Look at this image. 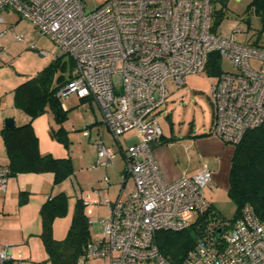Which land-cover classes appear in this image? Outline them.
I'll return each mask as SVG.
<instances>
[{
	"label": "built area",
	"instance_id": "2783aa9c",
	"mask_svg": "<svg viewBox=\"0 0 264 264\" xmlns=\"http://www.w3.org/2000/svg\"><path fill=\"white\" fill-rule=\"evenodd\" d=\"M216 1L224 0H106L86 12L81 0H0V24L4 10L14 12L52 42L54 58L67 56L73 63L70 79L54 94L58 101L71 95L90 100L115 142L126 132L136 134L123 153L132 182L129 196L105 201L102 230L85 244L77 264L90 259L171 264L159 254L157 233L181 231L207 213L210 203L203 190L212 172L201 168L166 183L152 149L162 137L156 111L169 86L181 87L187 75L205 71L209 55L227 58L236 68L211 86L212 134L235 146L245 132L264 123V48L247 43L239 25L224 26V19L216 23ZM7 35L24 42L13 26L0 31V40ZM93 147L96 158L89 168L110 166L115 150L101 141ZM9 174L7 166H0V193ZM252 213L243 209L219 236L209 227L178 264H264V219ZM10 247L0 248V264L13 261Z\"/></svg>",
	"mask_w": 264,
	"mask_h": 264
},
{
	"label": "trees",
	"instance_id": "16d2710c",
	"mask_svg": "<svg viewBox=\"0 0 264 264\" xmlns=\"http://www.w3.org/2000/svg\"><path fill=\"white\" fill-rule=\"evenodd\" d=\"M250 6L260 20L257 39L252 45L264 48L259 42L264 36V0H252ZM220 10L216 15V23L224 18ZM63 56L49 62L36 74L18 85L13 90V105L16 110L27 116L29 121L19 127L1 131V139L8 159L10 176L17 174L51 173L53 185H58L73 175L72 161L69 157L57 158L50 154L41 155L39 140L35 136L33 120L50 110L54 114L56 124L65 120L61 104L55 98V92L71 77L73 63L62 61ZM68 68V70H67ZM205 71L209 76H220L219 57L216 53L209 55ZM57 72H60L56 75ZM66 72L67 74H63ZM91 103L90 100H81ZM65 130L59 128L53 133L55 140L67 147ZM207 135V134H203ZM230 161L227 199L233 203L235 210L231 219L225 221L217 208L210 203L207 213L197 218L188 227L178 232L161 231L156 235V244L164 258L171 264H178L190 252L198 238L205 235L209 227H215V235L228 231L233 223L241 217L243 209L250 208L254 216L264 219V123L248 130L239 143L234 146ZM22 198V194L20 196ZM20 199V198H19ZM23 204L22 199L20 203ZM67 197L58 193L41 206L39 218L41 232L38 234L44 247L49 264H77L79 256L90 240L91 233L88 220L84 214V205L77 200L73 207L70 227L62 240L52 236V220L66 212ZM218 230H221L220 233ZM6 261L3 264H18L19 260Z\"/></svg>",
	"mask_w": 264,
	"mask_h": 264
},
{
	"label": "rangeland",
	"instance_id": "374dc122",
	"mask_svg": "<svg viewBox=\"0 0 264 264\" xmlns=\"http://www.w3.org/2000/svg\"><path fill=\"white\" fill-rule=\"evenodd\" d=\"M81 1L85 5V11L90 12L102 5L106 0ZM251 1L252 0L216 1L214 6L216 9L224 12V26L230 27L233 24L240 26L243 36L249 40L247 43H252L257 39L256 34L260 28V20L254 13L253 7L250 6ZM2 14L1 16H3L4 23L0 24V31L9 29L12 26L17 27L18 24H21L19 28L23 30L24 23L27 24L26 30L30 29V27H28L30 26L28 25L29 22L21 19L14 12L4 10ZM17 30L20 33H24L19 29ZM38 34L36 33L33 38L34 47L19 45L11 40V35H7L4 39L0 40V61L2 60V63L0 62V99L2 98V100H0V125H2L5 118H8L11 112L10 107L6 106L10 97H8V100L5 98L7 91H9L6 87L9 84L14 85L15 83H19L18 81L20 79L21 82L24 81L28 77L27 75H34L40 71L44 65L55 60L53 58L55 52L54 45L47 37L41 36L40 33ZM259 42L264 44V36H262ZM41 51H44L47 55H41ZM2 52L6 54L9 53V55H7L8 59ZM61 60L68 61L69 58L63 56ZM250 64L253 68H256L258 65L257 62L253 60L250 61ZM233 66L234 65L229 59L219 57V68L222 73L236 72V68ZM58 73L60 72H57L56 75ZM63 74L65 75L67 73L64 72ZM217 78L218 76H209L206 71H203L199 74L187 75L183 81L184 85L178 89H175L176 87L173 85L169 86L165 103L156 111V113L161 114L159 122L164 134H168L170 125L173 128V134L176 136H180L181 133L185 132L186 128L189 129L190 127L199 132L208 131L211 124V116L212 113H214V105H212L213 102L210 99L209 92ZM62 102L65 107L64 111L66 112L64 113L65 120L60 125L56 124L54 114L50 112V110L33 120L31 124L42 149L52 150L54 147L58 148L62 150V155L70 157L72 161L74 175L63 181L64 183L62 182L61 185L63 191H65V197H67L66 212L62 216L52 220L51 234L55 240L64 239L66 236L65 233L68 231L71 224L70 220H72L73 216V207L77 199L74 192V184L72 183L78 181V176L81 174H78V171L84 172L90 165L84 166V164H79L77 159L79 157L89 156L91 153V144L99 139L98 135L94 136V130L90 139H87V136L83 137V135H81L86 127V121H88L89 116L93 117V113H95L97 117L98 110L95 104L90 107V105L82 103L75 95L63 99ZM98 126H100V124ZM61 127L63 130H66L65 136L68 138L67 147L59 145L53 136V133ZM104 128L103 125L99 127V130L103 133ZM129 136L131 135L129 134L127 137ZM20 196L21 195L17 196L16 202L10 203V207L7 211L12 213L9 215L6 214V210L3 209L2 202L4 196L0 193V248L6 244H12L14 246L12 247V255L17 257L18 260H24L23 264H49L47 259H45V250L44 247H42L43 244L39 235H33V232H31L35 230V225L37 224L41 228L39 211L35 212V210L29 209L31 206L29 205L28 208L25 209L27 212L21 220H19L18 214H15L16 211H14V208L20 203ZM19 206L24 207L26 203L19 204ZM217 208L227 222L231 219L235 210L233 203L229 202V200L218 202ZM86 213L91 216V208H88ZM101 216L102 215L98 216L97 219L101 218ZM194 220L195 217L189 225H191ZM20 223L24 225L23 232H25V240H12L13 236L18 239L21 234L20 231L22 227ZM28 228L30 229V234L26 233V229ZM101 230L102 225L98 221L90 228L89 232H92L93 234L91 235L93 236ZM27 241L28 243H26ZM28 253H32V255ZM27 259H31L32 262H28ZM86 264H103V261L90 259L86 261Z\"/></svg>",
	"mask_w": 264,
	"mask_h": 264
},
{
	"label": "crops",
	"instance_id": "0c3cea01",
	"mask_svg": "<svg viewBox=\"0 0 264 264\" xmlns=\"http://www.w3.org/2000/svg\"><path fill=\"white\" fill-rule=\"evenodd\" d=\"M23 25V30L19 28L21 24H18L17 27L13 26L15 32L21 37H23L24 40L23 43L18 44L34 47L35 45L33 38L36 33L38 34V32L33 27H31L32 25L30 23L28 24L30 25L28 26L30 27L29 30H26V23H24ZM17 29L21 30L24 33L18 32ZM7 55H9V53H7ZM7 55H5V57L8 59ZM0 62L2 63V60ZM47 65H44L43 68ZM27 76L28 77L24 81L30 78L32 74ZM20 80L18 81L19 83H15L14 85L9 84L6 87L9 91H7L5 95V98L7 100L10 96L6 106H9L11 109L9 116L14 119V126L16 127L22 126L23 124H26L29 121L26 115L14 108L12 101L14 88L24 82H21ZM0 100H2V98ZM59 103L61 104L62 111H64L65 107L63 102L59 101ZM84 104H88L90 105V107L94 105L92 102ZM93 115V117L89 116L88 121H86L87 124L84 130L86 129L87 134H84L85 132L83 130L81 135H83V137L87 136L86 138L90 139L92 136L91 134L94 130V136L98 135L99 137L98 141H101L102 143H105V145L107 144L108 146L112 147L115 150L116 154L110 166L99 167L96 169H90L88 167V169L84 172L78 171V174L81 173L80 176H78V181L72 183L74 184V192L77 196L76 201L81 200L83 202L84 214L87 217L89 228H91L98 221L102 225L103 219H105L108 215V208L106 207L105 201L111 203L117 200L118 198L123 200L128 198V193H130L132 189V182H130V178L125 175L124 169L126 168V162L123 158V153L127 147V144L130 141L132 142V140H134L136 136L135 133L129 131L123 134L118 139V142H115L113 141V139H111V135L107 134L108 132L107 130H105V128L103 129V133L99 130V127H102L103 125L101 122H99L100 119L98 112L97 117L95 113H93ZM213 116L214 113H212L210 128H208L207 132L195 131L190 127L189 129L186 128L185 132L181 133L180 136H176L173 134V128L171 127V125L167 135L164 134L162 130L161 139L154 143L155 145L152 149V157L162 178L161 180L166 183L173 182L175 179H178L183 175H193L201 168H206L210 170L212 172V180L203 191L207 201H209V203H211L217 208L218 202L220 203L222 201L228 200L227 177L229 176V165L233 154L232 152L234 151V146L223 143L218 137L212 134L211 129L213 128L214 122ZM99 124L100 126H98ZM2 125H0V137L1 131L4 129ZM129 134L131 136L127 137ZM95 142L90 146L91 153L89 156L79 157L77 159L79 164H84V166H88L89 164L94 162L96 158L95 147H93L95 145ZM58 144L62 145L60 143ZM38 149L41 155L50 154L57 158H64L66 156L62 155V150H59L55 147L52 150L42 149L40 142ZM7 162L8 159L4 150V145L2 139L0 138V166H7ZM105 178H107V182L105 181ZM61 185L62 183L58 185H53V175L51 173L17 174L15 176H10L6 186V191L2 193V195L4 196V200L2 202L3 209L6 210V214L10 215L12 212L7 211L10 207V203L16 202L17 196L22 194V198L20 199H22L23 204L26 203V206L20 207L18 204L17 206L15 205L16 207L14 208V211H16L15 214H18V218L19 220H21L27 212L25 209H27L29 205H31L29 209L35 210L36 212L39 211L38 209L41 208V206L46 202L48 198H51L52 196H55L58 193L65 194V191H63ZM88 208H91V216L87 215L86 213ZM100 215H102L101 218L97 219V217ZM20 225L22 229L20 231L21 234L19 238L16 239L13 236L12 240H25V232H23L24 225L21 223ZM31 232H33V235H38L41 232V228L37 224L35 225V230H32ZM26 233L30 234L29 228L26 229ZM90 233L93 234L92 232ZM26 243H28V241ZM6 245L11 246V253L13 249L12 247L14 246L12 244ZM28 254L32 255V253ZM45 256L47 258L46 253ZM12 257L14 258V260H18L17 257H14L13 255ZM27 260L28 262H32L31 259ZM19 261H21L23 264L24 260Z\"/></svg>",
	"mask_w": 264,
	"mask_h": 264
},
{
	"label": "water",
	"instance_id": "95a60500",
	"mask_svg": "<svg viewBox=\"0 0 264 264\" xmlns=\"http://www.w3.org/2000/svg\"><path fill=\"white\" fill-rule=\"evenodd\" d=\"M2 126L5 130H10V129L14 128L15 127L14 126V119L8 116V118L4 119ZM220 231L221 230H218L219 233H220Z\"/></svg>",
	"mask_w": 264,
	"mask_h": 264
}]
</instances>
